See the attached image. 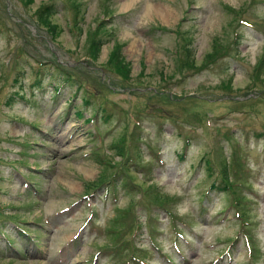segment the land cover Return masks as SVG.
<instances>
[{"label":"rangeland","instance_id":"obj_1","mask_svg":"<svg viewBox=\"0 0 264 264\" xmlns=\"http://www.w3.org/2000/svg\"><path fill=\"white\" fill-rule=\"evenodd\" d=\"M44 3L56 9L55 35L37 21ZM71 4L0 0V264H125V241H111L130 239L136 214L144 226L131 239L148 264H170L148 233L173 264H264V0ZM96 31L103 44L92 59ZM187 42L193 58L183 56ZM116 45L128 78L110 63ZM217 45L228 52L219 54ZM183 57L195 68H181ZM95 112L100 118L87 121ZM234 157L243 159L242 179L250 183L241 187L250 220L242 228L230 194L210 190L221 181L220 161L231 165ZM24 175L34 183L25 187ZM133 182L167 199L152 224L142 210H127L139 197ZM95 186L93 196L81 197ZM248 228L250 247L241 234ZM228 248L231 259L218 258Z\"/></svg>","mask_w":264,"mask_h":264},{"label":"trees","instance_id":"obj_2","mask_svg":"<svg viewBox=\"0 0 264 264\" xmlns=\"http://www.w3.org/2000/svg\"><path fill=\"white\" fill-rule=\"evenodd\" d=\"M73 2L74 6V2L75 0H71ZM56 9L53 7V5L48 4V3H44L43 5L38 6V8L36 9L35 15L37 18L38 23L42 26L45 27V29L55 35L56 32V26L54 23L51 22V17L55 14ZM102 24V23H100ZM99 34V31L94 32V38L92 39L91 42V54H92V59H96L98 57V52L101 49V46L103 44V40L102 37ZM185 50V56L186 57H194L193 53H191V47L190 44L185 45L184 47ZM210 56V55H209ZM190 57V58H191ZM123 60L122 57L120 55V47L118 48V46H115V49L112 52L111 58H110V63L114 66H112L117 73H121L123 77L128 78L129 77V71L126 69V66L123 64ZM193 63V64H192ZM181 67L183 66H188L189 68H194V62H191V64H188V61L186 62V59L184 58V60H182L181 62ZM116 152L117 155H121V150L116 148ZM224 163V162H223ZM227 172L226 171V166L223 165L222 168V173L224 175V178H227Z\"/></svg>","mask_w":264,"mask_h":264},{"label":"bare ground","instance_id":"obj_3","mask_svg":"<svg viewBox=\"0 0 264 264\" xmlns=\"http://www.w3.org/2000/svg\"><path fill=\"white\" fill-rule=\"evenodd\" d=\"M157 10H159L160 11V15L164 16L165 17L164 19L167 20V17L169 15V13L167 11L162 10V9H157Z\"/></svg>","mask_w":264,"mask_h":264}]
</instances>
